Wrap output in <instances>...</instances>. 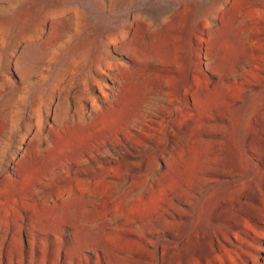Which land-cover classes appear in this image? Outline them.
<instances>
[{
	"label": "rangeland",
	"instance_id": "rangeland-1",
	"mask_svg": "<svg viewBox=\"0 0 264 264\" xmlns=\"http://www.w3.org/2000/svg\"><path fill=\"white\" fill-rule=\"evenodd\" d=\"M0 264H264V0H0Z\"/></svg>",
	"mask_w": 264,
	"mask_h": 264
}]
</instances>
